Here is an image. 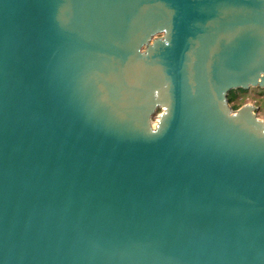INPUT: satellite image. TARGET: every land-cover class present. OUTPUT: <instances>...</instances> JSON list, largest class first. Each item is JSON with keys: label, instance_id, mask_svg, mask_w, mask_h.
Here are the masks:
<instances>
[{"label": "water", "instance_id": "1", "mask_svg": "<svg viewBox=\"0 0 264 264\" xmlns=\"http://www.w3.org/2000/svg\"><path fill=\"white\" fill-rule=\"evenodd\" d=\"M252 86L264 0H0V264H264Z\"/></svg>", "mask_w": 264, "mask_h": 264}, {"label": "rangeland", "instance_id": "2", "mask_svg": "<svg viewBox=\"0 0 264 264\" xmlns=\"http://www.w3.org/2000/svg\"><path fill=\"white\" fill-rule=\"evenodd\" d=\"M248 103L257 106L255 112L257 113L260 119L264 120V87L252 86L249 89H247L246 92H238V98L234 102H230L229 104L231 107H233L234 105L241 107ZM157 112L160 113L161 109H158ZM152 119L153 122L155 123L156 115L153 116Z\"/></svg>", "mask_w": 264, "mask_h": 264}, {"label": "trees", "instance_id": "3", "mask_svg": "<svg viewBox=\"0 0 264 264\" xmlns=\"http://www.w3.org/2000/svg\"><path fill=\"white\" fill-rule=\"evenodd\" d=\"M246 91H247V89H242V88L231 90L230 93H229L230 102H234L238 98V92H246ZM234 106L233 107L235 109L240 107V106H237V105H234Z\"/></svg>", "mask_w": 264, "mask_h": 264}]
</instances>
